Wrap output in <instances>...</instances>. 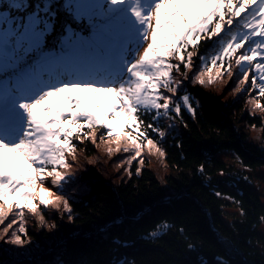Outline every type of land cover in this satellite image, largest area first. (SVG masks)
<instances>
[{"label":"snow or ice","instance_id":"6c2138e0","mask_svg":"<svg viewBox=\"0 0 264 264\" xmlns=\"http://www.w3.org/2000/svg\"><path fill=\"white\" fill-rule=\"evenodd\" d=\"M225 76L236 92L255 93L249 103L264 111V0H0V225L13 217L0 241L31 247L25 211L41 226L42 209L76 218L66 186L78 183L68 160L77 142L131 153L128 164L143 165L145 150L165 157L161 144L183 122L182 109L198 115L184 81L204 86ZM89 91L111 98L89 103L74 94ZM197 171L211 179L204 163Z\"/></svg>","mask_w":264,"mask_h":264},{"label":"trees","instance_id":"16d2710c","mask_svg":"<svg viewBox=\"0 0 264 264\" xmlns=\"http://www.w3.org/2000/svg\"><path fill=\"white\" fill-rule=\"evenodd\" d=\"M184 86L199 101L198 115L182 109L183 122L177 119L161 144L165 157L145 150L143 165L140 158L128 164L131 153L109 155L99 140L77 142L78 162L69 174L78 183L66 186L76 218L70 221L61 218L62 210L42 209L46 223L41 226L25 211L26 239L34 243L20 249L0 241L3 264H112L116 259L130 264H264V202L245 170L264 169V111H253L249 100L255 93L236 92L237 81L227 76L215 86L189 81ZM84 95L88 102L111 98L90 91ZM99 153L108 156L104 166L91 162ZM227 153L233 158L220 157ZM68 160L74 161L71 156ZM201 163L211 179L197 171ZM221 169L226 175H218ZM84 184L91 186L88 191L81 190ZM169 193L180 195L166 199ZM52 223L54 231L48 227ZM114 237L122 247L113 243ZM188 243L196 245L194 251L187 249Z\"/></svg>","mask_w":264,"mask_h":264},{"label":"rangeland","instance_id":"374dc122","mask_svg":"<svg viewBox=\"0 0 264 264\" xmlns=\"http://www.w3.org/2000/svg\"><path fill=\"white\" fill-rule=\"evenodd\" d=\"M217 83H218V81L216 82V84ZM213 84H214V86L216 85L215 83H213ZM77 95H80V96H82V97L85 98L84 93H78ZM86 96H90V95H86ZM90 97L93 98V96H90ZM94 101H96V99H94V98L93 99H89V102L90 103H92ZM101 103L104 104L105 102L102 101ZM6 155H7V158L9 159V162L11 164H16L17 163V161L15 160V156H14L13 153L9 152ZM96 157H97L96 159L92 158L91 159V162H97L96 164H102L103 166H104V164H107L108 163V161H107L108 156L107 155H105L103 153L102 154L99 153V156H96ZM220 157H222L223 159H226V160H230V159L233 158V154L227 153V154L222 155ZM69 161L71 162V160H69ZM77 162H78V160L76 162H75V160L73 162H71L72 165H73L71 169H74L76 167ZM245 170H247V172L253 178L250 181V185L261 196V199L264 202V169H256V170L245 169ZM46 186H49V185H46ZM90 187L91 186H88L86 188V191H88L90 189ZM53 190L55 191L56 189H53Z\"/></svg>","mask_w":264,"mask_h":264}]
</instances>
